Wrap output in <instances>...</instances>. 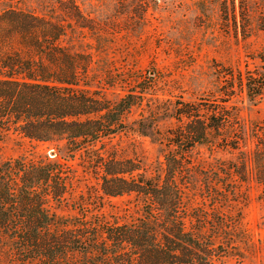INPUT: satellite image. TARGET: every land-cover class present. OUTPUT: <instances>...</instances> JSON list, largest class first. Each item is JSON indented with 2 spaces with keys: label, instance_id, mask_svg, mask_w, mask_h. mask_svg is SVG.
<instances>
[{
  "label": "trees",
  "instance_id": "1",
  "mask_svg": "<svg viewBox=\"0 0 264 264\" xmlns=\"http://www.w3.org/2000/svg\"><path fill=\"white\" fill-rule=\"evenodd\" d=\"M122 1L142 12L154 7L148 0ZM0 2L8 4L0 9V139L18 135L58 143L66 161L36 152L0 163V263L225 264L226 247L241 230L239 182L253 176L264 183V149L256 148L254 160L241 156L240 165L201 167L178 147L182 141L191 147L205 143L221 122L211 125L174 105L172 116L180 124L167 131L169 149L152 169L138 156L101 152L127 131L126 118L142 96L132 91L112 102L83 87L92 57L64 43L70 30L63 16L26 11L14 0ZM65 3L82 15L74 0H61L64 14ZM199 3L204 9L231 5L234 12L236 6L235 0ZM156 119L147 126L135 120L129 129L163 143ZM81 152L88 154L86 165L98 185L87 195L77 192L78 175L66 167ZM122 196L139 205L137 218L112 222L93 213L95 205L98 210ZM70 207L76 214L60 212Z\"/></svg>",
  "mask_w": 264,
  "mask_h": 264
},
{
  "label": "rangeland",
  "instance_id": "2",
  "mask_svg": "<svg viewBox=\"0 0 264 264\" xmlns=\"http://www.w3.org/2000/svg\"><path fill=\"white\" fill-rule=\"evenodd\" d=\"M74 1L82 11L80 17L69 3L64 5L68 9L64 14L61 0H14L12 4L63 16L70 30L64 43L92 57L83 87L99 91L112 102L132 91L142 96L126 118L127 131L114 136L101 152L114 149L118 157L138 156L152 169L169 149L167 131L180 124L172 116L174 105L183 112L192 110L211 125L221 122L220 130H209L205 143L191 147L182 141L178 147L190 152L189 157L201 167L240 165L241 156L254 160L256 148L264 149V0H242V5L235 0V12L231 5L226 10L211 4L204 9L199 3L203 0H148L154 7L143 12L122 0ZM7 6L0 2V9ZM152 118H157L163 143L129 129L135 120L143 119L147 126ZM185 123L184 118L181 126ZM60 147L9 135L0 139V163L36 152L66 163L58 153ZM87 155L75 154L66 165L67 171L78 175L77 192L85 195L90 187L98 188L87 168ZM239 187L241 230L233 233L224 261L262 264L264 183L250 176ZM94 208L98 206L92 208L94 214L104 213L112 222H126L137 218L139 205L122 196ZM60 212L76 214L71 207ZM68 221L76 220L70 217ZM77 259L82 260L81 256Z\"/></svg>",
  "mask_w": 264,
  "mask_h": 264
}]
</instances>
